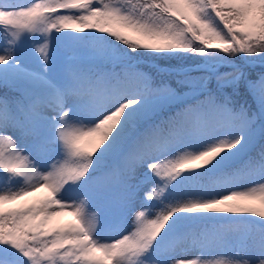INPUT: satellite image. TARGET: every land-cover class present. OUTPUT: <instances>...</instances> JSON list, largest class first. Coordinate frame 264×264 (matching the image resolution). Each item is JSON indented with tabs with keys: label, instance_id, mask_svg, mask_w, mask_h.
<instances>
[{
	"label": "snow or ice",
	"instance_id": "1",
	"mask_svg": "<svg viewBox=\"0 0 264 264\" xmlns=\"http://www.w3.org/2000/svg\"><path fill=\"white\" fill-rule=\"evenodd\" d=\"M257 65L264 0H0V264H264Z\"/></svg>",
	"mask_w": 264,
	"mask_h": 264
},
{
	"label": "trees",
	"instance_id": "2",
	"mask_svg": "<svg viewBox=\"0 0 264 264\" xmlns=\"http://www.w3.org/2000/svg\"><path fill=\"white\" fill-rule=\"evenodd\" d=\"M191 62H192V61H189L188 63H191ZM169 65L179 67V65L177 64V62L174 61V60H173V61H170V62H162V66H169ZM221 71H232V69H231V68H222ZM249 71L251 72V74H252L253 76H255L256 73L261 72V71H264V69H262L260 66L257 65L256 67L249 69ZM164 78H165L166 82L169 83V84H171V86H172L173 88H177V89L180 90V91H185V90H187L186 88H183V89H182V88H181L179 85H177V83H176L177 79H181L182 77H179V76H176V75H170V76H165ZM215 86H216V85L213 84V82L211 81L210 84H209V87H213V88H214Z\"/></svg>",
	"mask_w": 264,
	"mask_h": 264
},
{
	"label": "rangeland",
	"instance_id": "3",
	"mask_svg": "<svg viewBox=\"0 0 264 264\" xmlns=\"http://www.w3.org/2000/svg\"><path fill=\"white\" fill-rule=\"evenodd\" d=\"M42 195H44V194H42ZM32 198L31 197H29V198H27L26 200H31ZM66 213V212H65ZM64 215V214H63ZM59 222H61V221H59Z\"/></svg>",
	"mask_w": 264,
	"mask_h": 264
},
{
	"label": "bare ground",
	"instance_id": "4",
	"mask_svg": "<svg viewBox=\"0 0 264 264\" xmlns=\"http://www.w3.org/2000/svg\"><path fill=\"white\" fill-rule=\"evenodd\" d=\"M36 196H40V193L38 195L36 194Z\"/></svg>",
	"mask_w": 264,
	"mask_h": 264
}]
</instances>
